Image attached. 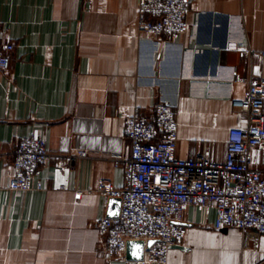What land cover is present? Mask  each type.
<instances>
[{
	"label": "crops",
	"instance_id": "1",
	"mask_svg": "<svg viewBox=\"0 0 264 264\" xmlns=\"http://www.w3.org/2000/svg\"><path fill=\"white\" fill-rule=\"evenodd\" d=\"M138 11L139 0H0L4 37L15 43L10 71H0V264H132L103 252L96 221L109 217L110 199L96 187L124 185V125L137 109L176 106L182 157L206 149L223 161L230 130L247 126L234 100L247 91L238 77L264 76V0H192L191 30L175 40L142 33ZM34 132L53 153L42 188L13 191L5 169ZM81 149L88 156L69 166ZM253 155L264 167L262 149ZM215 218L211 206L188 207L184 238L146 264H264V233L248 240L217 230Z\"/></svg>",
	"mask_w": 264,
	"mask_h": 264
},
{
	"label": "built area",
	"instance_id": "2",
	"mask_svg": "<svg viewBox=\"0 0 264 264\" xmlns=\"http://www.w3.org/2000/svg\"><path fill=\"white\" fill-rule=\"evenodd\" d=\"M191 8L192 0H139L138 28L151 37L166 35L175 40L191 30ZM234 46L243 54H258L243 42ZM14 50V41L4 37L0 24L1 72L10 71ZM237 80L246 84L247 91L234 100V107L246 115L248 124L230 130L223 161L211 159L206 149L189 157L178 154V111L170 102L156 103L151 116L137 109L126 117L124 134L131 141V154L125 159V183L116 187L111 180L102 179L96 187L106 200H122L118 217L96 221L109 262L165 261L168 249L184 238L185 228L178 222L190 206L213 207L217 230L237 228L248 240L264 233V167L253 155L260 148L264 156V76ZM67 156L69 166L75 167L88 151L81 149ZM52 157L45 137L36 132L21 137L5 169L9 188L41 189L40 167ZM75 191L77 198L85 192ZM151 239L156 242L146 246L143 260L126 258L128 241L144 240L147 245Z\"/></svg>",
	"mask_w": 264,
	"mask_h": 264
},
{
	"label": "water",
	"instance_id": "3",
	"mask_svg": "<svg viewBox=\"0 0 264 264\" xmlns=\"http://www.w3.org/2000/svg\"><path fill=\"white\" fill-rule=\"evenodd\" d=\"M122 200L119 197L110 198V206L108 216L115 218L118 217L121 210ZM179 224H184L183 221H179ZM156 242L155 239L147 241V245L144 240H130L127 243L126 258L128 260H143L146 246L150 248Z\"/></svg>",
	"mask_w": 264,
	"mask_h": 264
}]
</instances>
